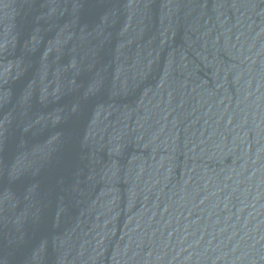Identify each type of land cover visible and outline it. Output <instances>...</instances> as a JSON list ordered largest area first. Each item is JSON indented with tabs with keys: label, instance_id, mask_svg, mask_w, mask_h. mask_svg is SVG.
Wrapping results in <instances>:
<instances>
[{
	"label": "water",
	"instance_id": "1",
	"mask_svg": "<svg viewBox=\"0 0 264 264\" xmlns=\"http://www.w3.org/2000/svg\"><path fill=\"white\" fill-rule=\"evenodd\" d=\"M0 264H264V0H0Z\"/></svg>",
	"mask_w": 264,
	"mask_h": 264
}]
</instances>
